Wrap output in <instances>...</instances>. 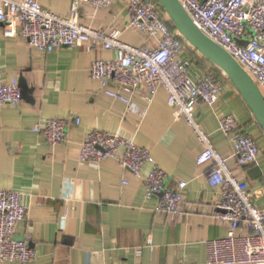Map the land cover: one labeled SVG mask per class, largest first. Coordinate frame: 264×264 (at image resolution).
<instances>
[{"label": "crops", "instance_id": "1", "mask_svg": "<svg viewBox=\"0 0 264 264\" xmlns=\"http://www.w3.org/2000/svg\"><path fill=\"white\" fill-rule=\"evenodd\" d=\"M37 1L60 15L69 12L72 2ZM126 1L113 0L102 8L81 2L78 21L99 30L117 28L121 40L155 47L154 37L130 25ZM114 55L100 41L44 52L28 44L18 25L9 33L0 23L2 77L15 79L22 88L18 104L0 103V187L22 192L26 216L17 223L16 235L38 250L37 257L25 264H218L206 263V241L225 236L229 222L218 215L220 191L207 182L208 164L196 162L202 143L185 119L175 115L164 88L150 94L143 84L132 92L108 84L131 105L105 92L92 76L90 63ZM185 55L189 56L188 49ZM194 60L192 73L209 66ZM222 82L217 99L194 103L193 112L233 174L247 182L255 203L264 207V132L230 80L223 77ZM261 89L264 94V86ZM228 112L256 139L261 149L256 162L240 164L233 144L219 129V117ZM70 115L79 116L80 122L68 126L64 142L50 144L33 130L40 117ZM95 128L148 148L169 183L185 180L179 210L155 211L156 196L145 197L143 177L116 159L80 160V142ZM148 168L145 164L143 173ZM246 232L243 224L237 229L240 235ZM147 238L151 243H145ZM141 245L137 256L135 247Z\"/></svg>", "mask_w": 264, "mask_h": 264}, {"label": "built area", "instance_id": "2", "mask_svg": "<svg viewBox=\"0 0 264 264\" xmlns=\"http://www.w3.org/2000/svg\"><path fill=\"white\" fill-rule=\"evenodd\" d=\"M86 2L95 8L109 7L113 0H72L69 12L64 15L43 7L37 0H0V23L7 32L15 25L31 46L44 52L62 45L78 46L100 41L112 49L113 58H94L90 71L101 83L102 89L131 105L125 95L108 89L115 83L127 92L138 84L147 87L150 94L160 87L167 93V102L174 107L175 115L182 117L193 128L202 143L195 159L207 163V182L218 186L220 197L219 217L229 222L223 237L206 241V263L264 264V207L254 201V193L246 181L233 174L226 158L215 149L208 133L201 127L193 105L198 101L212 103L223 91V82L212 72L192 73V59L185 55L182 35L164 14L157 0H127L130 25L147 36L155 38L157 45L147 47L129 44L120 39V30H99L78 21V6ZM197 27L209 38L228 51L262 88L264 86V0H179ZM248 29L252 30V33ZM21 87L15 79L5 81L0 69V103L18 104ZM77 115L40 117L33 130L50 144L64 142L67 128L78 124ZM219 129L233 144L240 164L256 162L261 149L256 139L244 130L234 113L219 117ZM79 159L98 163L114 158L133 175L142 176L145 197L156 196L155 211L177 212L187 182L179 179L168 182L166 171L160 167L150 150L132 138L100 129L88 130L79 147ZM149 168L143 173V167ZM264 183V172L262 174ZM123 182H126L125 180ZM26 216L22 192L0 187V262L25 264L34 260L38 250L24 237L16 235L17 223ZM245 234H238L242 225ZM146 244L151 239H146ZM142 245L135 247L140 256Z\"/></svg>", "mask_w": 264, "mask_h": 264}, {"label": "water", "instance_id": "3", "mask_svg": "<svg viewBox=\"0 0 264 264\" xmlns=\"http://www.w3.org/2000/svg\"><path fill=\"white\" fill-rule=\"evenodd\" d=\"M157 1L167 19L185 40L225 73L264 132V94L252 76L228 51L197 27L179 0Z\"/></svg>", "mask_w": 264, "mask_h": 264}, {"label": "rangeland", "instance_id": "4", "mask_svg": "<svg viewBox=\"0 0 264 264\" xmlns=\"http://www.w3.org/2000/svg\"><path fill=\"white\" fill-rule=\"evenodd\" d=\"M192 51V52H191ZM189 50V56H191L192 61L194 60L195 63L202 64V62H205L207 65H209L208 67L201 66V71H210L212 72L220 81H222L223 77H227L225 75V73L216 65H214L213 63H211L210 61H208L206 58L202 57L196 50ZM205 60V61H204Z\"/></svg>", "mask_w": 264, "mask_h": 264}, {"label": "trees", "instance_id": "5", "mask_svg": "<svg viewBox=\"0 0 264 264\" xmlns=\"http://www.w3.org/2000/svg\"><path fill=\"white\" fill-rule=\"evenodd\" d=\"M183 37V36H182ZM183 39V41H184V44H185V48L186 49H188V50H190L191 51V49L192 50H196L194 47H192L186 40H185V38L183 37L182 38ZM197 51V50H196ZM192 52V51H191ZM198 52V51H197ZM199 53V52H198ZM200 54V53H199ZM201 55V54H200ZM202 56V55H201ZM203 57V56H202ZM227 78V77H226Z\"/></svg>", "mask_w": 264, "mask_h": 264}]
</instances>
